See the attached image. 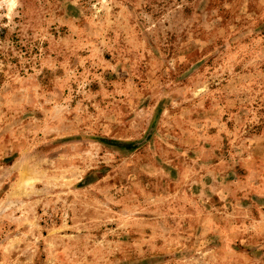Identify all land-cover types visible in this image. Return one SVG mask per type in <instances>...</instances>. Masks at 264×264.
I'll return each instance as SVG.
<instances>
[{
	"label": "rangeland",
	"instance_id": "rangeland-1",
	"mask_svg": "<svg viewBox=\"0 0 264 264\" xmlns=\"http://www.w3.org/2000/svg\"><path fill=\"white\" fill-rule=\"evenodd\" d=\"M0 264H264V0H0Z\"/></svg>",
	"mask_w": 264,
	"mask_h": 264
}]
</instances>
